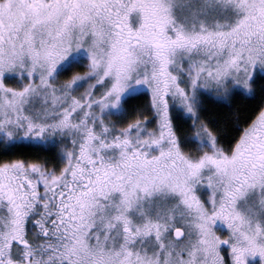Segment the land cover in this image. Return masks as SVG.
<instances>
[{"label":"snow or ice","instance_id":"1","mask_svg":"<svg viewBox=\"0 0 264 264\" xmlns=\"http://www.w3.org/2000/svg\"><path fill=\"white\" fill-rule=\"evenodd\" d=\"M0 264H264V0H0Z\"/></svg>","mask_w":264,"mask_h":264},{"label":"trees","instance_id":"2","mask_svg":"<svg viewBox=\"0 0 264 264\" xmlns=\"http://www.w3.org/2000/svg\"><path fill=\"white\" fill-rule=\"evenodd\" d=\"M245 103H247V102H245ZM248 107L251 109L253 107V105L252 104H249ZM22 151L28 152L29 150L28 149H23Z\"/></svg>","mask_w":264,"mask_h":264}]
</instances>
